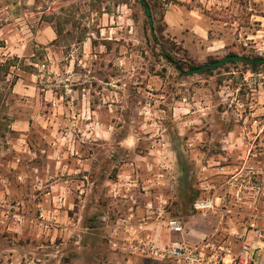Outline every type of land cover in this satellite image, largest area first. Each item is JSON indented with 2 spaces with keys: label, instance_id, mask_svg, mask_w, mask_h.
<instances>
[{
  "label": "rangeland",
  "instance_id": "1",
  "mask_svg": "<svg viewBox=\"0 0 264 264\" xmlns=\"http://www.w3.org/2000/svg\"><path fill=\"white\" fill-rule=\"evenodd\" d=\"M145 2L152 31L138 0H0V264H114L107 227L146 192L196 215L207 159L264 178V0ZM229 55L259 61L184 73Z\"/></svg>",
  "mask_w": 264,
  "mask_h": 264
},
{
  "label": "built area",
  "instance_id": "2",
  "mask_svg": "<svg viewBox=\"0 0 264 264\" xmlns=\"http://www.w3.org/2000/svg\"><path fill=\"white\" fill-rule=\"evenodd\" d=\"M261 177V175L241 173L227 175L217 186H205L206 196L194 201L192 209L201 215L218 216L221 224L223 222L225 225L224 221L229 216L250 205L252 207L257 200L264 197L262 185L264 178ZM131 182L124 180L121 186L129 191L134 186ZM114 197L127 199L128 195H120L118 191ZM130 200H132L131 196ZM155 217L156 219L161 218V210ZM135 219L129 217L122 220L127 226ZM146 220L148 218L137 220L140 231H142ZM161 221L169 231L183 232L185 229L183 218H163ZM114 225H117V221ZM108 229L109 227H107ZM250 232L252 240H247L243 235L238 236L242 244L236 251L231 248L229 240H219L217 232L207 235L196 243L172 241L164 247L156 245L146 236L132 234L121 239L117 238L115 232V236H111L109 243L111 249L122 256V260L117 264H131L132 257H142L171 264H264V230L255 224H250Z\"/></svg>",
  "mask_w": 264,
  "mask_h": 264
},
{
  "label": "crops",
  "instance_id": "3",
  "mask_svg": "<svg viewBox=\"0 0 264 264\" xmlns=\"http://www.w3.org/2000/svg\"><path fill=\"white\" fill-rule=\"evenodd\" d=\"M254 21H259V20L255 18ZM260 26H262V24ZM259 33H260V30H255L254 35L250 36L252 37L250 39H253L251 41H255L256 44L258 43ZM204 162L207 163V166H202V165L199 166V168L203 167L201 170L204 171V176L198 184H194L193 189L195 190L196 194L205 197L207 194L206 191H204L205 186L207 185H210L213 187L217 186L221 182V180L224 179V174L227 173V168H229L230 166L229 167L221 166L216 160H213V159H207ZM215 165H218V166H215ZM211 181L216 182L217 184L213 185ZM149 183L154 184L153 178L150 179ZM145 195L146 196H144V198H146L147 200L149 199L147 201V205L146 206H140V205L135 206L134 205L132 207H128L126 209L127 212H125L122 217H118V219L116 220L117 225L111 224L109 226V230H107V233L109 235L114 237L115 236L114 233L116 232L117 238H121V239L129 235H132V234L142 235V236H146L150 238V240L154 242L156 245L160 247H164V246H167L172 241H185L188 243H196L202 240L203 238H205L207 235L215 234V232L218 233V231L227 229L225 228V226H223V222L221 224L220 218L218 216L201 215L199 213H196V215L190 216L184 220L183 224H184L185 229L183 232L169 231L163 226V221H161V219H163V215H161V218L159 219H156L155 217H153L157 215L158 212H156L154 209L151 208L153 204L150 200L152 198L151 192H146ZM160 210L162 213L163 208L159 209V211ZM142 213L147 214L146 218H148V220H146L145 225L142 226L143 227L142 231H140L138 229V224H137L138 222L137 215H140ZM237 214L239 213H234L235 218H237L236 216ZM129 217H132L134 219L136 218V219L132 220L131 223H129L130 225L125 226L126 223H123L122 219H127ZM227 220L228 222H225V225L229 226L228 228L229 231L238 233L239 235H243V237L245 236L247 240L251 238L250 237L251 236L250 224H255V223L240 222L239 224H235V223H231L232 220H229V219ZM227 239H230V238H227ZM109 241L110 240H108V246L112 253L113 263L117 264L119 261L122 260V256L118 253H115L111 249ZM241 244H242L241 241H236L235 243H231V248L236 251L240 248ZM138 258H142V257H132L130 259L131 261L130 263L131 264H138L140 262L145 263L144 260H140ZM160 263H164V262H157V263H151V264H160Z\"/></svg>",
  "mask_w": 264,
  "mask_h": 264
},
{
  "label": "water",
  "instance_id": "4",
  "mask_svg": "<svg viewBox=\"0 0 264 264\" xmlns=\"http://www.w3.org/2000/svg\"><path fill=\"white\" fill-rule=\"evenodd\" d=\"M138 2L143 7L145 17L147 18V21H148V26L152 30V28H153V20H152V17H151L150 8H149V6L147 4L144 3V0H138ZM246 61H249V59L245 58V57L237 56V55H229V56H226V57H224V58H222L220 60L214 61L211 64H206V65H203V66H200V67H197V68H193V69L187 70L184 73L187 74V75H190V74H202L204 71L213 70V69L218 68L220 66H223V65H225V64H227L229 62H246ZM261 61L264 62V59L261 60Z\"/></svg>",
  "mask_w": 264,
  "mask_h": 264
},
{
  "label": "trees",
  "instance_id": "5",
  "mask_svg": "<svg viewBox=\"0 0 264 264\" xmlns=\"http://www.w3.org/2000/svg\"><path fill=\"white\" fill-rule=\"evenodd\" d=\"M144 3L145 4H147L146 2H145V0H144ZM148 5V4H147ZM150 8V7H149ZM151 30V29H150ZM152 31V30H151ZM165 58L174 66V68L177 70V71H179L180 73H182V68H181V66L178 64V63H176V62H172L171 61V58L169 57V56H165ZM259 60H251V59H249V61H246V62H243L244 64H250V63H257ZM200 199V198H199ZM198 200V199H197Z\"/></svg>",
  "mask_w": 264,
  "mask_h": 264
}]
</instances>
